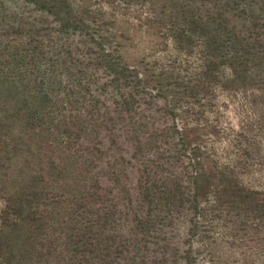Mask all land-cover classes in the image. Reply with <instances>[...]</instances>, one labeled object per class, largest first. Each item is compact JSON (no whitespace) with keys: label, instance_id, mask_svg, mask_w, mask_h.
Listing matches in <instances>:
<instances>
[{"label":"rangeland","instance_id":"1","mask_svg":"<svg viewBox=\"0 0 264 264\" xmlns=\"http://www.w3.org/2000/svg\"><path fill=\"white\" fill-rule=\"evenodd\" d=\"M0 264H264V0H0Z\"/></svg>","mask_w":264,"mask_h":264},{"label":"trees","instance_id":"2","mask_svg":"<svg viewBox=\"0 0 264 264\" xmlns=\"http://www.w3.org/2000/svg\"><path fill=\"white\" fill-rule=\"evenodd\" d=\"M218 15V17H219V13L217 14ZM218 17H215V30H218V29H222V28H224L223 27V25H222V23H221V21H216V19H218Z\"/></svg>","mask_w":264,"mask_h":264}]
</instances>
